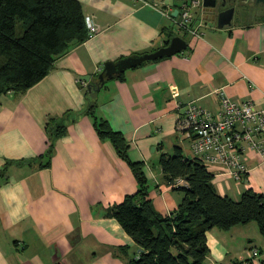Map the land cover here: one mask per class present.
<instances>
[{
  "label": "crops",
  "instance_id": "crops-1",
  "mask_svg": "<svg viewBox=\"0 0 264 264\" xmlns=\"http://www.w3.org/2000/svg\"><path fill=\"white\" fill-rule=\"evenodd\" d=\"M78 1L99 31L74 44L26 90L0 95V264H126L138 252L108 213L137 190L138 179L98 133L96 120L106 119L124 134L129 158L143 162L148 197L168 214L184 191L167 182L158 159L175 146L194 155L190 137L176 128L187 102L214 113L223 91L264 109V17L217 27L205 13L191 11V32L176 23L164 0ZM175 29L187 40L179 53L143 60L99 88L89 89L80 78H97L106 60L167 44ZM90 103L93 112L86 109ZM54 125H63L64 133L54 135ZM245 156L248 171L241 180L221 164L207 163L220 194L238 199L247 187L264 193V165L253 150ZM207 244V263L251 258L264 264V234L255 220L212 226ZM253 247L258 254L251 257Z\"/></svg>",
  "mask_w": 264,
  "mask_h": 264
},
{
  "label": "trees",
  "instance_id": "trees-1",
  "mask_svg": "<svg viewBox=\"0 0 264 264\" xmlns=\"http://www.w3.org/2000/svg\"><path fill=\"white\" fill-rule=\"evenodd\" d=\"M84 15L78 0H0V95L26 90L50 71L57 58L86 39ZM93 107L90 103L86 109L93 112ZM96 126L129 161L138 179L137 190L108 211L141 248L126 264H203L212 226L229 228L255 220L264 234V193L247 187L238 199L220 194L207 163L198 155L184 156L179 146L162 152L158 161L169 184L177 177L185 180L172 185L184 195L170 213L158 212L148 197L143 162L129 158L124 134L106 119L96 120ZM64 130L63 125H54L52 133L61 135Z\"/></svg>",
  "mask_w": 264,
  "mask_h": 264
},
{
  "label": "built area",
  "instance_id": "built-area-1",
  "mask_svg": "<svg viewBox=\"0 0 264 264\" xmlns=\"http://www.w3.org/2000/svg\"><path fill=\"white\" fill-rule=\"evenodd\" d=\"M192 0H180L184 8L182 19L192 22L191 32H196L194 17L190 8ZM88 37L99 31V25L92 15H84ZM176 23L182 28L181 21ZM176 128L190 137L191 149L206 163H219L224 172L241 180L248 171L245 151L253 150L264 165V109L257 107L250 99H232L220 91L218 108L213 113L201 104L188 101L184 111L176 118ZM182 177H177L171 185L184 184ZM258 249L253 247L250 255L254 257ZM243 264H252L251 258ZM203 264H210L204 262Z\"/></svg>",
  "mask_w": 264,
  "mask_h": 264
},
{
  "label": "water",
  "instance_id": "water-1",
  "mask_svg": "<svg viewBox=\"0 0 264 264\" xmlns=\"http://www.w3.org/2000/svg\"><path fill=\"white\" fill-rule=\"evenodd\" d=\"M192 1H195L194 2L195 5H193L192 7L198 5L200 8L199 15H202V13L207 11L210 14H213L215 12L217 27H222L224 25L231 23L233 7L231 5L229 6V4L235 0H192ZM164 3H167L169 6H173V8L170 10V14L174 18H176L177 21H181V24L184 25L185 29L189 30V27L192 25V22H188L182 19V12L184 11V8H182L180 3L178 1L174 2V0H164ZM186 45H187V40L182 35L173 34L170 37L167 44L162 45L154 49L153 51L126 55L116 60H106L104 62L102 70L97 73L96 75L97 78L95 79L90 80L89 74H82L80 75V78L88 81L87 87L89 89L91 87L99 88L102 85L105 78H109L116 74H119L124 69L139 64L143 60L156 58L158 56L170 55L173 53H179L182 49L186 47ZM140 249L141 248L139 247L138 250Z\"/></svg>",
  "mask_w": 264,
  "mask_h": 264
},
{
  "label": "flooded vegetation",
  "instance_id": "flooded-vegetation-1",
  "mask_svg": "<svg viewBox=\"0 0 264 264\" xmlns=\"http://www.w3.org/2000/svg\"><path fill=\"white\" fill-rule=\"evenodd\" d=\"M230 5L233 7L231 22L234 18L252 19L264 17V1L262 0H235ZM204 13L205 16L210 17V20L216 24L215 12L213 14H210L208 11Z\"/></svg>",
  "mask_w": 264,
  "mask_h": 264
},
{
  "label": "rangeland",
  "instance_id": "rangeland-1",
  "mask_svg": "<svg viewBox=\"0 0 264 264\" xmlns=\"http://www.w3.org/2000/svg\"><path fill=\"white\" fill-rule=\"evenodd\" d=\"M191 11L192 12H194L195 13V15L196 16H198L199 15V13H200V8H199V6L197 5V6H195V7H192L191 8ZM175 32H177V34H184V32H183V30L181 29H175ZM191 143V142H190Z\"/></svg>",
  "mask_w": 264,
  "mask_h": 264
}]
</instances>
